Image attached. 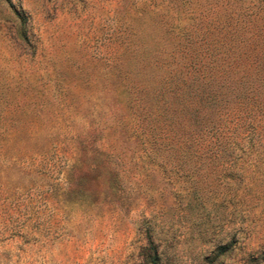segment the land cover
I'll list each match as a JSON object with an SVG mask.
<instances>
[{
    "label": "rangeland",
    "instance_id": "374dc122",
    "mask_svg": "<svg viewBox=\"0 0 264 264\" xmlns=\"http://www.w3.org/2000/svg\"><path fill=\"white\" fill-rule=\"evenodd\" d=\"M242 49L264 0H0V264H264V96L182 93Z\"/></svg>",
    "mask_w": 264,
    "mask_h": 264
},
{
    "label": "trees",
    "instance_id": "16d2710c",
    "mask_svg": "<svg viewBox=\"0 0 264 264\" xmlns=\"http://www.w3.org/2000/svg\"><path fill=\"white\" fill-rule=\"evenodd\" d=\"M227 53L228 50L224 51L225 55ZM203 55L209 56V58L211 57L206 51H204ZM218 57L219 58H216L214 63H211V60L203 61L199 66L194 63L191 69L192 75L185 78L184 90L182 93L184 97L187 98V101L196 98L202 108L205 109L201 115V118L205 122V126H207L209 121L212 122L214 120L213 122L215 125L213 127L220 128L218 120L211 119L210 113L219 112L221 108L230 105H232V107L242 105L244 110L241 114H238L239 120H242L240 125L249 123L250 113H254V110L252 108L250 109L251 106L249 105H252L254 103V98H256V107H260L261 103L259 102H261L260 100L262 96H264V94H262L264 91L262 84L264 74L259 76L262 71H260L257 66H254L253 62L249 63L250 52H248L247 49L230 52V54L226 56V59L229 60L223 59L222 62L219 61V59H221L220 53ZM258 58L259 57L256 56L255 60L257 61ZM257 65H259V63H257ZM251 70L257 71L253 74ZM207 108H211V110L206 111ZM208 119L211 120L208 121ZM216 140L221 143L223 141L222 136L217 134ZM106 183L108 189L112 191L119 190V188L116 189L118 185L116 173L112 172L108 174ZM157 258L158 251L154 249L151 263L156 264Z\"/></svg>",
    "mask_w": 264,
    "mask_h": 264
}]
</instances>
